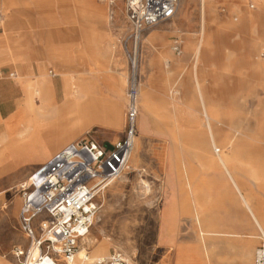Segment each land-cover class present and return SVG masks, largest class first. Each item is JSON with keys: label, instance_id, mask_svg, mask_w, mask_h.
Wrapping results in <instances>:
<instances>
[{"label": "rangeland", "instance_id": "rangeland-1", "mask_svg": "<svg viewBox=\"0 0 264 264\" xmlns=\"http://www.w3.org/2000/svg\"><path fill=\"white\" fill-rule=\"evenodd\" d=\"M33 2H39V6L34 7ZM96 2L97 8L103 6L105 9V17L101 9L102 21L83 15V2L79 0L0 2L3 15L0 37L10 29L14 34H21L17 36L19 43L29 49L38 43L44 45L47 40L54 46H61V50L70 55L72 64L68 63L70 68L66 65L64 71L69 69V73L85 80L94 78L99 94L104 97L113 96L110 87L122 78L121 127L93 126L87 131L77 130L74 133L76 139L87 137L110 146L122 137L125 124L128 63L119 42L126 28L125 0ZM248 2L180 0L171 18L144 30L138 43L140 85L134 147L125 171L97 197L99 209L88 235L80 241L78 248H84L89 259L117 250L125 254L132 264H170V253L176 242L185 240L184 219L187 214L183 212L180 214L183 220L174 222H170L167 214L165 220L162 203L165 195L180 194L179 190L189 189L186 185L188 175L193 184L202 188L194 193L195 207L188 214L194 220L190 244L201 246L209 254H224L204 256L207 264H233L231 255L235 250L240 251L238 264H245V250L227 235L231 230L220 226L224 222L229 223L234 216L244 220L248 215L213 145L207 136L202 139V133L210 135L212 130L220 128L224 131L219 133V140L224 139L226 132L235 136L236 153L229 172H235L246 190L263 201L264 208V191L255 179L264 178V124L260 123L264 111V76L261 75L264 70H257L259 74L256 73L253 64L256 61L264 64V35L256 24L248 30L244 28L248 21L241 17L250 11L259 12L258 3L250 8ZM48 8L52 12L46 15L43 10ZM91 28L98 35L96 47L88 44V38L85 42L84 33ZM38 32L41 35L36 42V36L32 34ZM255 41H258L257 44L252 43ZM176 43L180 46L179 54L173 50ZM50 50V47L47 48L46 54ZM178 60L181 67L172 78L170 71ZM44 62L43 74L59 90V66L53 60ZM28 67L34 77L33 64H28ZM212 69L218 74L216 79L208 75ZM17 70L12 64L0 62V77H19L21 74ZM11 73L14 75L11 76ZM148 74H153L146 85L149 91L141 88ZM196 80L201 81L203 95L210 108L224 120L223 123L204 117L198 104ZM140 90V98L152 110L150 115L142 110ZM36 104H40L37 98ZM91 104L87 101L81 107V116L86 121L90 120ZM73 115L74 108L69 110L66 123L72 120ZM91 117L99 121L107 119L100 106ZM24 120L16 118V125ZM48 133L53 135L54 129L50 128ZM50 139L57 141L56 136ZM170 140H178L179 144L173 145ZM69 141L62 142L51 155ZM201 141L205 144H198ZM231 150L228 145L221 146L219 153L231 156ZM181 169L186 171L180 173ZM23 182L11 186L2 195L0 257L5 259L11 258L14 245L26 243L18 224L22 201L20 185ZM197 213L203 214L205 220L197 221ZM212 222L215 227L208 226ZM201 230L203 233H200ZM238 232L247 235L245 229ZM256 236V243L250 252L251 264L260 243L258 230ZM102 246L104 253L98 257L94 252Z\"/></svg>", "mask_w": 264, "mask_h": 264}, {"label": "crops", "instance_id": "crops-1", "mask_svg": "<svg viewBox=\"0 0 264 264\" xmlns=\"http://www.w3.org/2000/svg\"><path fill=\"white\" fill-rule=\"evenodd\" d=\"M10 1L12 0H0V2L6 4L10 3ZM22 1L16 0L17 3H21ZM79 1L81 3L83 2L81 13L87 17L94 18L95 21H99L97 20L99 17L98 3L96 0ZM36 3L38 7L39 2ZM101 9L105 17L104 7L102 6ZM44 12L48 15L52 11L48 8L43 10ZM1 29L2 27L0 26ZM20 35L18 33H12L9 29L0 37V62L12 64L21 74L19 77H0V210L3 205L2 195L8 188L23 182L36 166L52 156L51 153L62 142L76 139L74 138L75 131H87L93 126H112L119 128L122 125V78L114 82L112 87H110L113 96L104 97L99 94L94 78L85 80L83 77H75L67 69V71L62 72V75L58 76L60 86L59 90H56L52 84V80L43 74L44 60H48L46 50L50 47L52 51L57 54L59 53V56L62 55L61 57L69 60V64H71L70 55L66 54L64 50H61V46H54L49 40L44 45L38 43L29 49L19 43L17 36ZM32 35L33 37L36 36V42H38L37 37L41 35V32ZM47 35L50 37V34ZM84 37L85 42L87 38L89 39L88 44L91 47L97 46L98 35L94 29L91 28V30L86 31ZM30 63L33 64L35 69L33 71V74H36L34 77L31 76V71L28 67ZM180 67L181 63L178 60L171 68L170 77L174 78L176 71ZM68 68H70V65H68ZM13 75L14 73H11V76ZM208 75L216 79L218 74L212 69ZM152 76L153 74L146 75V79L141 88L146 89V85L149 84ZM65 84L67 88H64ZM49 86L52 88V93L49 91L46 93V89ZM140 96L141 90L139 98ZM36 98L40 102L39 105L36 104ZM87 101L90 104L93 103L89 106L90 120L88 121L81 116V107ZM72 102L76 105H73ZM140 103L142 110L147 115H150L152 110L148 108L142 98H140ZM98 106H100L107 117L104 121H99L91 117L92 113L95 115L97 112ZM72 108H74L73 118L66 123L64 115L66 111ZM20 116H25V120L17 126L16 118ZM50 128L54 129L53 135L48 133ZM55 136L57 138L56 142L50 139ZM171 142L173 145L179 144L178 140ZM200 143L202 145L205 144L204 141L198 142V144ZM183 171L186 170L181 169L180 173H183ZM186 177V185L189 189L185 188L184 185L185 189L179 190L180 194H167L165 195L166 199L162 203L161 211L163 213V219L165 220L167 219V214L170 216V222L183 220L180 214L183 212L187 214L184 219L186 223L185 240L182 243L176 242L175 247L170 253V264H207L204 256H224V254L220 252L209 254L203 251L201 246L190 244L189 238L193 236V231L190 230L194 228V220L188 214L193 212V208L195 207L193 198L202 188L198 184H193L192 179L188 175ZM245 212L248 217H245L244 220L236 219L233 215L234 217L229 223L224 222L220 227L231 230L227 235L232 237L235 243H239L243 251L245 250V264H251L250 252L256 243V230L258 228L256 222L246 209ZM195 217L199 222L200 220L201 222L205 220L203 214L199 215L197 213ZM208 226L215 227L216 225L212 222ZM241 229H245L247 235L238 232ZM200 233H203V231L201 230ZM238 252L240 251L235 250L231 255L233 256V264L239 263L237 257L240 255ZM0 264H16V262L13 256L9 259L0 257Z\"/></svg>", "mask_w": 264, "mask_h": 264}, {"label": "built area", "instance_id": "built-area-1", "mask_svg": "<svg viewBox=\"0 0 264 264\" xmlns=\"http://www.w3.org/2000/svg\"><path fill=\"white\" fill-rule=\"evenodd\" d=\"M179 1L125 0L126 28L119 38L128 63L123 135L110 146L87 137L71 140L33 170L28 184L20 187L18 224L26 243L11 249L16 264H132L117 250L94 259L77 258L76 254L99 209L97 197L124 170L134 145L139 107L140 37L145 29L171 18ZM260 1L249 0V7L254 8ZM173 50L180 53L179 43ZM253 264H264L262 234Z\"/></svg>", "mask_w": 264, "mask_h": 264}, {"label": "bare ground", "instance_id": "bare-ground-1", "mask_svg": "<svg viewBox=\"0 0 264 264\" xmlns=\"http://www.w3.org/2000/svg\"><path fill=\"white\" fill-rule=\"evenodd\" d=\"M36 4L37 3H35L34 5L36 6ZM258 8H259V12H256V13L255 12H251V11L250 12H247V13H245V15H244L243 18L241 17V19H243L245 22L248 21V23H245L244 28H246L248 30V29H250L252 26H254L256 24L257 25V28L262 31V35H264V0L263 1L261 0V2H258ZM101 13H102L101 8H98V17L99 18L98 19L96 18V19L99 20V21H102L103 20V18L101 16ZM257 42L258 41H255V42H252V43L257 44ZM58 52H60V51H58ZM196 53H198V52H196ZM58 54L55 53L54 51L50 50L49 51V54H47V58H48V60H53V61H55L57 63V65L59 66V70H57V73H58V75H62V72L64 71L66 65H68L69 60L61 57L62 55L59 56ZM66 58H69V57H66ZM253 64H254V70H255L256 73L259 74L258 71L264 70V64L263 63H261L259 61H256ZM195 71H196V69H195ZM261 75L264 76V73L261 72ZM196 85H197V92H198V95H199V99L198 100H200V102L198 104L200 106L201 112L204 114V117H206L207 119H210V120H213V119L216 120L217 119L218 121L220 120V122L223 123L224 120H221L218 117V115L215 113V111L210 108V104H209L208 100L203 95L201 81L200 80H196ZM263 86H264V84H263ZM64 88H67V85L66 84H65V87ZM48 91L50 93H52L51 86H49V88L46 89V93ZM72 104L74 105L73 102H72ZM73 105H72V107H73ZM68 112H69V110L66 111V113L64 115L65 122H66V119H68L66 117L67 114H68ZM20 117L21 118H25V116H20ZM260 123H262V126H263V124H264V111L261 113ZM223 131H224L223 129H220V128L218 129L217 128V129L212 130L210 132V135L209 134H206V132L205 133H202V139H205V136H207L209 143L213 145L219 161L221 162V164L227 170L228 175H229L232 183L234 184L236 190L238 191V194H239V197H240V201L242 203V206L249 212V214L251 215L252 219L256 222L257 228L260 231V234L264 235V208H263V201L262 200H259V198L256 195H254L252 191H250V190L247 191L246 190L245 185L243 184L242 180H240L235 175V172H234V174L231 173V172H229V166H230L232 160L234 159V156H235V153H236V148H235L236 147V145H235L236 142L234 140V137L235 136L233 137V134H231L229 132H226V134H225L226 136L224 137V139L219 140L218 139V137L220 136L219 133H221ZM226 145L230 146L231 149H232L231 150V156L225 155V154H222V153H219L220 147L221 146L223 147V146H226ZM133 147H134V145H133ZM132 150H133V148H132ZM130 155H131V153H130ZM129 158H130V156H129ZM125 169H126V167L119 174L118 177L121 176V174L125 171ZM118 177H116V178H118ZM255 179L259 181V183H260V189L264 191V178H262V177H256ZM26 184H27V181L23 182L20 185V187L21 186H25ZM104 250L105 249L102 246V247L98 248L94 252V254L98 255V257H99L101 254L104 253ZM83 252H85V253L83 254ZM86 256L88 257L87 252H86V250L84 248L79 249L78 252H77V254H76V257L77 258H84Z\"/></svg>", "mask_w": 264, "mask_h": 264}]
</instances>
